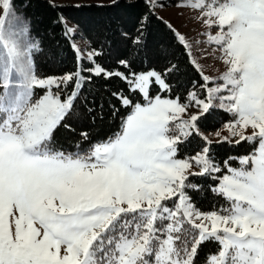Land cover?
<instances>
[{
  "label": "snow or ice",
  "instance_id": "snow-or-ice-1",
  "mask_svg": "<svg viewBox=\"0 0 264 264\" xmlns=\"http://www.w3.org/2000/svg\"><path fill=\"white\" fill-rule=\"evenodd\" d=\"M172 6L203 40L165 0L128 5L119 54L60 11L71 66L39 72L41 37L0 0V264H264V0ZM154 22L172 53L149 56Z\"/></svg>",
  "mask_w": 264,
  "mask_h": 264
},
{
  "label": "trees",
  "instance_id": "trees-1",
  "mask_svg": "<svg viewBox=\"0 0 264 264\" xmlns=\"http://www.w3.org/2000/svg\"><path fill=\"white\" fill-rule=\"evenodd\" d=\"M14 4L18 11L23 12L27 18H30L33 33L39 34L43 41L44 51L36 57L37 71L49 72L58 70L65 64L70 67L72 62L70 51L67 49L64 39L60 36L59 27L54 28L51 24L52 19L60 11H63V14L69 18L70 24L79 22L93 40H103L105 36L110 37L113 41L114 54H119L122 49L117 43L115 30L119 24L130 23L137 8H130L128 5L140 6L141 0H117V7L115 8L111 7L112 3H110L103 4L105 7H97L101 4H82L90 7L81 9L67 7L55 10L49 7L47 0H14ZM77 39L80 38L77 37ZM53 50L57 53H61V50H63V53L51 57L50 53ZM173 51L174 45L171 43L169 33L162 25L154 22L148 35L149 56L163 55L165 52L172 53ZM182 79H187V77H182ZM211 123L210 120L209 124L211 125ZM227 150L225 145L220 149V152L223 153ZM246 150L249 149L242 147L239 151L243 154Z\"/></svg>",
  "mask_w": 264,
  "mask_h": 264
},
{
  "label": "rangeland",
  "instance_id": "rangeland-1",
  "mask_svg": "<svg viewBox=\"0 0 264 264\" xmlns=\"http://www.w3.org/2000/svg\"><path fill=\"white\" fill-rule=\"evenodd\" d=\"M49 2V0H47ZM132 1V0H129ZM57 5H76V4H110L113 0H52ZM168 7L164 8L160 15L166 20H169L181 33H185L190 41L203 40L204 37L200 36V25H198L194 19L190 17L189 10H180L172 6V0H165ZM183 13V14H182ZM77 43L83 46L84 41L77 39ZM205 52L211 53L212 49L205 44H200L199 49L193 46V55L197 56L207 67L206 70L216 74V70L223 69V65L217 61H214L211 56L205 57Z\"/></svg>",
  "mask_w": 264,
  "mask_h": 264
}]
</instances>
